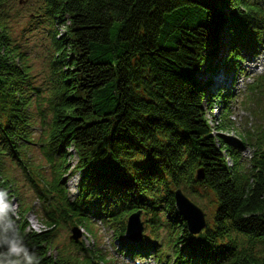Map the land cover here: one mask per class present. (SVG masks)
Listing matches in <instances>:
<instances>
[{
	"label": "trees",
	"instance_id": "obj_1",
	"mask_svg": "<svg viewBox=\"0 0 264 264\" xmlns=\"http://www.w3.org/2000/svg\"><path fill=\"white\" fill-rule=\"evenodd\" d=\"M40 10L52 56L43 86L21 62L0 0V188L10 192L5 161L25 168L22 146L37 141L53 173L50 180L39 174L37 186L47 228L30 227L23 198L14 219L40 264H111L82 240L54 255V230L66 223L95 234L98 218L121 240L136 210L141 239L161 240V264H264V126L240 134L237 147L254 148L246 167L218 134L227 124L214 126V135L205 117V107L219 102L226 121L234 98L196 79L203 66L237 63L264 40V0H42ZM57 22L65 26L60 35ZM224 31L231 38L218 57ZM260 98L264 104V72L247 83L242 102ZM200 168L204 177L196 179ZM72 172L71 198L63 177ZM177 188L199 204L204 193L212 196L198 234L176 209ZM130 242L124 253L141 255L138 241Z\"/></svg>",
	"mask_w": 264,
	"mask_h": 264
},
{
	"label": "rangeland",
	"instance_id": "obj_2",
	"mask_svg": "<svg viewBox=\"0 0 264 264\" xmlns=\"http://www.w3.org/2000/svg\"><path fill=\"white\" fill-rule=\"evenodd\" d=\"M41 2L42 0H6V11L8 25L14 43L19 46L23 54L21 62L30 67L32 74L35 76L34 81L36 85L43 86L46 82L49 69L48 65L52 56L50 36L48 34L49 27L45 21H42L44 17L39 15L41 12ZM64 27V24L59 22L54 25L59 35L64 32ZM222 38L221 46L217 53L218 57L225 52V43L231 38V35L224 31L222 32ZM242 53L243 58L237 63L221 66L220 68L217 67L215 71H210L203 66L196 73V79L201 85H206L212 91L215 89L220 90L221 93L223 92L226 95V99L229 97L234 98L231 101L228 99L227 104L230 105L231 109L229 112L230 117L226 121L224 119L225 108L219 102L214 103L211 109L205 105V117L214 135L217 132L214 126L224 122L227 124L218 134L226 139L227 144L236 149L238 148V142L241 140L240 134H244L247 131L257 132L258 129L256 127L260 123L264 126V121L260 122L259 120L261 116L256 113L262 109L261 106H264L262 99L260 98L254 104L242 102L247 83L251 82L256 75L264 72V40L260 41L255 49L250 48V50H244ZM251 59H254L256 62L251 61ZM216 78L220 80L225 79L226 81L225 83L218 84L215 82ZM263 126H260V128ZM38 132V128L34 129L33 135L36 137ZM22 147L26 155L22 157L25 159V164L23 165L25 168L17 166L8 160L5 161V173L9 180H11L9 195L15 204V211L19 210L20 198H23L31 206V210L27 214V221L32 229H45L47 227L40 219L42 212L39 211L40 201L37 198V186L41 184L39 174L47 180L52 179V169L45 162V158L40 152L37 141L34 144L25 143ZM253 150L254 148L251 145L246 146L244 149L238 148L240 162L246 167L249 166V161L253 156ZM224 155L227 163L231 165L233 163L231 157L226 152H224ZM76 160L77 157L72 154L69 157L68 164L73 165ZM34 169L38 171L37 175ZM63 180L72 198L76 193L78 174L72 172L65 175ZM197 189L201 192L200 188ZM190 199L195 202L192 198ZM211 199L212 196L209 193H204L200 204L195 202L204 210L205 216L210 215L208 204ZM30 214L34 216V220L30 218ZM92 220L94 221L95 234H90L84 227L75 225L80 228V235L75 241L82 240L83 246L88 250L94 251L96 248L97 252L106 255L107 258H112L111 264H161L155 256L157 249L161 246L160 239L152 240V245H148V241H144L140 237L139 239L141 240L138 239L137 245H135L142 250V254L133 257L132 255L124 253V249L129 247L131 240L125 236L121 240H115L112 236L111 229L104 225L98 218H93ZM73 227L66 223L57 225L54 230L55 236L53 237V244L50 248L51 253L54 255L57 254V247L60 248L64 245H69V241H73L69 239V236L73 233ZM154 245L156 247H153ZM170 264L174 263L171 262Z\"/></svg>",
	"mask_w": 264,
	"mask_h": 264
},
{
	"label": "clouds",
	"instance_id": "obj_3",
	"mask_svg": "<svg viewBox=\"0 0 264 264\" xmlns=\"http://www.w3.org/2000/svg\"><path fill=\"white\" fill-rule=\"evenodd\" d=\"M15 204L0 188V264H40L39 257L24 244L16 227Z\"/></svg>",
	"mask_w": 264,
	"mask_h": 264
},
{
	"label": "water",
	"instance_id": "obj_4",
	"mask_svg": "<svg viewBox=\"0 0 264 264\" xmlns=\"http://www.w3.org/2000/svg\"><path fill=\"white\" fill-rule=\"evenodd\" d=\"M195 177L196 179H202L204 177L202 168L196 171ZM174 200L176 209L186 223L188 232L191 235L201 232L207 225L204 210L193 202L181 188H177L174 191ZM140 215L141 210H136L131 212L126 219L124 236L133 242L138 241L142 232L143 223ZM79 235L80 228L74 226L73 233L69 236V239L77 240Z\"/></svg>",
	"mask_w": 264,
	"mask_h": 264
},
{
	"label": "bare ground",
	"instance_id": "obj_5",
	"mask_svg": "<svg viewBox=\"0 0 264 264\" xmlns=\"http://www.w3.org/2000/svg\"><path fill=\"white\" fill-rule=\"evenodd\" d=\"M251 61H254V62H256L254 59H251ZM225 79H222V80H220V79H215V82L216 83H218V84H222V83H225ZM30 218L32 219V220H34V216L32 215V214H30Z\"/></svg>",
	"mask_w": 264,
	"mask_h": 264
}]
</instances>
